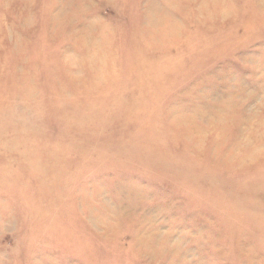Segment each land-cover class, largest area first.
Masks as SVG:
<instances>
[{"label":"rangeland","instance_id":"1","mask_svg":"<svg viewBox=\"0 0 264 264\" xmlns=\"http://www.w3.org/2000/svg\"><path fill=\"white\" fill-rule=\"evenodd\" d=\"M0 264H264V0H0Z\"/></svg>","mask_w":264,"mask_h":264}]
</instances>
